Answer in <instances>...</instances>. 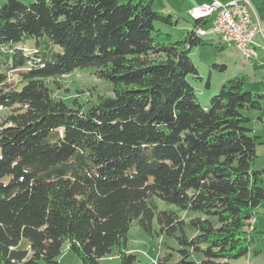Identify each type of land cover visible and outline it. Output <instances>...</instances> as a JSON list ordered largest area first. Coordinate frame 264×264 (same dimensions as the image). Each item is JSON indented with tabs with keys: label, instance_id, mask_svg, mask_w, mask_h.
Masks as SVG:
<instances>
[{
	"label": "trees",
	"instance_id": "1",
	"mask_svg": "<svg viewBox=\"0 0 264 264\" xmlns=\"http://www.w3.org/2000/svg\"><path fill=\"white\" fill-rule=\"evenodd\" d=\"M153 5L0 6V264H60L65 246L82 264L115 252L120 264H137L129 230L136 222L151 232L154 220L179 246L178 262L170 252L159 264L258 256L252 220L264 202V169H256L264 137L248 112L264 123V93L248 90L243 74L202 102L189 80L199 77L191 53L212 46L198 29L212 18L198 15L175 40L157 25L182 18ZM85 68L110 82L114 97L84 107L55 94ZM157 199L177 210H160Z\"/></svg>",
	"mask_w": 264,
	"mask_h": 264
},
{
	"label": "rangeland",
	"instance_id": "2",
	"mask_svg": "<svg viewBox=\"0 0 264 264\" xmlns=\"http://www.w3.org/2000/svg\"><path fill=\"white\" fill-rule=\"evenodd\" d=\"M26 1L32 2L33 0ZM249 1L251 3L249 4L251 5L252 14L255 7L252 6V0ZM200 2L201 0H154V10L165 14L170 13L182 18L177 27L163 25H157V27L171 34L175 40L183 39L187 31L192 28L193 20L199 17L198 15L192 16L194 9L202 5H212L214 3L213 1L212 3L198 5ZM223 2H225L223 4H228L227 0H223ZM4 3L5 0H0V6ZM190 4L195 5L191 6L190 9ZM262 8L264 7L258 6L256 8L261 17L264 15V9ZM251 14L250 18L252 19ZM208 17L211 16H207L206 18ZM202 18L205 17L203 16ZM211 18L213 20V17ZM255 20L258 21V18L256 17ZM198 29H195L196 33ZM204 32L208 35L203 37L210 39L212 46L194 48L192 50L191 58L198 69L199 77L189 78L200 100L204 103H209L225 82L237 75L243 74L251 77L250 82L247 84L248 90L258 94L264 93V25L261 30L256 29L255 41L258 43L257 53L255 55L251 54L250 57L243 56V53L235 47L222 49L220 37L217 34L210 33L208 30L201 31L200 33ZM223 65H225L224 70L221 69ZM207 82L210 83L209 88L206 87ZM60 83L62 84V90L55 94L69 102H71L70 99L76 98L84 107L97 103L99 97H114L115 95L111 83L98 78L88 68L75 70L71 75L61 79ZM0 110L2 109L0 108ZM4 115L5 113L0 112V118ZM248 115L253 118V121L249 123V127L264 137V123L257 119L262 113L250 111ZM256 169H264V138L263 144L257 147ZM156 202L160 210H177L175 205L160 199H157ZM261 218L263 219V217ZM166 245H169L172 249H168ZM178 247L176 239L160 234V228L156 220H154L151 232L143 230L135 222L128 233V249L130 252H135L138 255L137 264H159L160 259L167 256L170 252L173 254V263H176L180 258L177 252ZM260 247L263 249V253L259 257L248 254L246 257L233 260L231 264H264V242L260 243ZM192 260H199L198 255H193ZM101 263L120 264L118 253L115 252L111 258L103 259ZM60 264H82V262L73 251L65 246L60 258Z\"/></svg>",
	"mask_w": 264,
	"mask_h": 264
},
{
	"label": "built area",
	"instance_id": "3",
	"mask_svg": "<svg viewBox=\"0 0 264 264\" xmlns=\"http://www.w3.org/2000/svg\"><path fill=\"white\" fill-rule=\"evenodd\" d=\"M249 3V0H233L226 5L214 1L212 5H202L194 9L192 16L213 17L210 28H199V30L222 31L235 39V48L250 57L251 54L257 53L258 43L255 41V33L258 28L253 24V18H250L251 3Z\"/></svg>",
	"mask_w": 264,
	"mask_h": 264
},
{
	"label": "crops",
	"instance_id": "4",
	"mask_svg": "<svg viewBox=\"0 0 264 264\" xmlns=\"http://www.w3.org/2000/svg\"><path fill=\"white\" fill-rule=\"evenodd\" d=\"M213 1H219L221 3H225L223 2V0H201V2L198 5H202L205 3H212ZM232 0H227L228 3H230ZM196 4V3H195ZM195 4H190V9L191 6L195 5ZM196 5V6H198ZM195 6V7H196ZM261 7H264V4H260ZM256 6H255V10L252 13V18L254 20V26L258 29H262L263 25H264V15H262V17L259 15L258 11L256 10ZM264 9V8H262ZM264 11V10H263ZM255 13V14H254ZM258 18V21L255 20V18ZM195 18V17H194ZM210 31V30H209ZM211 33V32H210ZM219 36V35H218ZM220 37V36H219ZM219 40L221 41V39L219 38ZM222 42V41H221ZM223 43V42H222ZM224 44V43H223ZM226 45V44H225ZM229 47V46H228ZM233 47V46H232ZM202 95V94H201ZM263 217V219L261 218ZM252 224L254 225V228L256 229V233L254 235L255 240H256V247H259L261 250L258 254L257 257H259L262 253H263V249L260 247V243L264 242V202L260 205V207L258 208V213L257 216L252 220ZM258 234V235H257ZM250 255H254L251 254ZM256 255V254H255Z\"/></svg>",
	"mask_w": 264,
	"mask_h": 264
},
{
	"label": "bare ground",
	"instance_id": "5",
	"mask_svg": "<svg viewBox=\"0 0 264 264\" xmlns=\"http://www.w3.org/2000/svg\"><path fill=\"white\" fill-rule=\"evenodd\" d=\"M202 16H205V15H202ZM200 32H201V31H200ZM210 32L219 35L221 41H222L224 44H226L227 46H229V47H232V46L235 47V39L230 38L229 36H227V34L223 33L222 31H215V32L210 31ZM204 33H205V32H204ZM243 56H245V57H249V55H247V54H243Z\"/></svg>",
	"mask_w": 264,
	"mask_h": 264
}]
</instances>
